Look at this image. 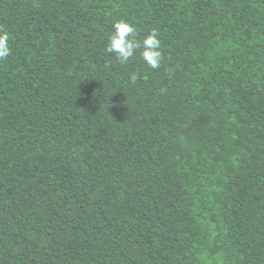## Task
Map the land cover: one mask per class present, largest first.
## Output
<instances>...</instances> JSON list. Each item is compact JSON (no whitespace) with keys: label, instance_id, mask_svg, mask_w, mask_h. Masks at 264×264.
<instances>
[{"label":"trees","instance_id":"16d2710c","mask_svg":"<svg viewBox=\"0 0 264 264\" xmlns=\"http://www.w3.org/2000/svg\"><path fill=\"white\" fill-rule=\"evenodd\" d=\"M0 31V264H264V0H0Z\"/></svg>","mask_w":264,"mask_h":264},{"label":"clouds","instance_id":"9594fccd","mask_svg":"<svg viewBox=\"0 0 264 264\" xmlns=\"http://www.w3.org/2000/svg\"><path fill=\"white\" fill-rule=\"evenodd\" d=\"M136 37V29L132 24L124 20L116 21L113 24L106 51L113 53L121 64H127L139 50L144 63L152 69H158L163 60L158 31L153 29L142 41L137 40ZM10 55L9 34L6 31H0V60ZM131 79L135 81L136 77L132 76Z\"/></svg>","mask_w":264,"mask_h":264}]
</instances>
